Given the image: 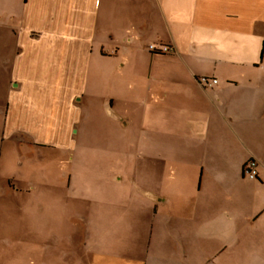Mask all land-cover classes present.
<instances>
[{"label": "crops", "instance_id": "obj_1", "mask_svg": "<svg viewBox=\"0 0 264 264\" xmlns=\"http://www.w3.org/2000/svg\"><path fill=\"white\" fill-rule=\"evenodd\" d=\"M0 264H264V0H0Z\"/></svg>", "mask_w": 264, "mask_h": 264}, {"label": "built area", "instance_id": "obj_2", "mask_svg": "<svg viewBox=\"0 0 264 264\" xmlns=\"http://www.w3.org/2000/svg\"><path fill=\"white\" fill-rule=\"evenodd\" d=\"M168 49L165 48V51H167ZM216 82V81H213ZM259 163L256 159L251 158L248 160V162L246 163V169H247V173L249 175L250 178H254L256 176V174L259 171Z\"/></svg>", "mask_w": 264, "mask_h": 264}, {"label": "water", "instance_id": "obj_3", "mask_svg": "<svg viewBox=\"0 0 264 264\" xmlns=\"http://www.w3.org/2000/svg\"><path fill=\"white\" fill-rule=\"evenodd\" d=\"M146 197H148L149 195L147 194V193H144V192H142Z\"/></svg>", "mask_w": 264, "mask_h": 264}]
</instances>
